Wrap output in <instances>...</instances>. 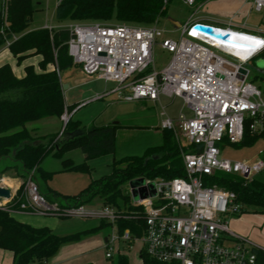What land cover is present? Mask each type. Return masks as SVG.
Segmentation results:
<instances>
[{"label": "built area", "instance_id": "2783aa9c", "mask_svg": "<svg viewBox=\"0 0 264 264\" xmlns=\"http://www.w3.org/2000/svg\"><path fill=\"white\" fill-rule=\"evenodd\" d=\"M184 2L193 6L195 0ZM251 2L254 11L264 10V0ZM2 4L0 14L5 17V0ZM197 24L227 32L232 42L195 30ZM180 27L178 40L161 39L160 46L170 53L167 64L160 70L153 68L144 73L153 64L155 41L163 35L157 24L73 21L67 26L68 54L86 76L117 83L111 92L121 94L128 90L123 97L126 101L156 102L161 95L179 97L191 112L188 117L181 112L177 117L166 116L160 122L162 130H179L190 151L182 156L184 176L144 178L146 184L153 183L155 193L132 201L143 213L141 234L136 236L129 230L119 233L115 229L119 214L114 206L101 204L92 208L49 202L30 178L24 186L23 200L15 201L16 194L10 189V197L0 200L1 210L10 214L105 220L115 229L106 238L107 248L113 250L116 242L129 244L139 239L143 246L139 256L142 264H255V249L259 247L229 228V217L240 213L243 206L236 201L234 192L206 185L205 178L222 172L249 181L264 171V148L258 150L253 160L221 156L223 144L241 142L246 123L250 132L264 137V101L258 87L247 81L249 71L245 67L264 50V45L255 46V41H264V29L247 32L192 17ZM10 42L7 40L6 44ZM229 46H238L246 53L245 57L224 48ZM240 69L246 70V74ZM70 117L64 109L59 117L62 128ZM4 180L0 178V183ZM106 257L112 255L107 252Z\"/></svg>", "mask_w": 264, "mask_h": 264}, {"label": "trees", "instance_id": "16d2710c", "mask_svg": "<svg viewBox=\"0 0 264 264\" xmlns=\"http://www.w3.org/2000/svg\"><path fill=\"white\" fill-rule=\"evenodd\" d=\"M169 1L59 0L55 7V17L60 21H106L113 18L127 23L150 25L165 15ZM7 4L5 22L0 16V46L11 40L9 50L18 62L29 55L41 56L38 62L40 70L26 66L25 75L21 78L14 75L9 64L0 65V163L4 161L0 165V177H7L6 172L11 170L22 179L17 194L29 178L36 183L39 178L45 184L52 178L55 172L41 167L44 158L50 154L61 159V171L89 174L92 169L87 161L114 153L115 133L119 125L92 127L60 144L56 141L58 133L38 135L37 126L28 127V124L46 117L59 118L64 109L68 112L73 110L75 105L66 106L64 103L58 72L75 64L67 50V28L26 31L34 11L32 0H8ZM13 36L15 39H12ZM48 65H52L53 69L49 70ZM80 125V121L70 117L63 131H74ZM161 131L160 144L149 146L138 155L114 158L108 174L90 180L77 194L65 196L46 187L47 193L43 195L49 202H53L54 198L60 200L61 205L65 200L68 205H85L99 198L102 204L117 209L119 217L114 226L119 233L129 230L133 235H140L144 227L141 207L131 203L130 195L124 193L122 186L139 177L153 180L184 176L180 148L174 141L170 145L166 138L165 132L171 130ZM261 136L250 132L246 123L241 142L234 145L237 148L249 147ZM73 149H79L84 155L82 163L75 164L71 159L63 157ZM32 170L34 172L31 173ZM5 182L11 186L6 179ZM205 184L234 192L236 201L242 206L258 207L264 215V182L255 178L245 181L232 174L215 172L205 178ZM99 222L95 227L58 235L47 226H31L0 209V249L12 252V264L47 262L62 245L94 233L103 225L112 226L105 220ZM255 253V264H264V250L258 248ZM116 264H126L125 257L118 255Z\"/></svg>", "mask_w": 264, "mask_h": 264}, {"label": "rangeland", "instance_id": "374dc122", "mask_svg": "<svg viewBox=\"0 0 264 264\" xmlns=\"http://www.w3.org/2000/svg\"><path fill=\"white\" fill-rule=\"evenodd\" d=\"M7 1L8 0H5L6 16L8 11ZM2 3L3 0H0L1 8L3 7ZM57 3L58 0H32L34 11L32 13V20L29 22L27 29L42 28L45 25L50 27L68 26L70 20L67 19L60 21L55 17V7ZM210 10L208 8L197 9L196 5L189 6L184 0H170L167 4L165 15L156 19L154 22L157 24V28L163 32V35L161 38L156 39L152 50L153 64L144 73L151 71L153 68L155 70H160L169 61L170 53L160 46V42L162 38L178 40L181 37V27L176 26L173 21L183 25L193 15H207L210 14ZM0 16L5 22L6 16L3 17L2 14H0ZM88 21L93 20L79 22ZM99 22L106 24L127 23L124 21H117L113 18ZM243 22H245L249 28L257 26L264 27V11L259 13L254 11L250 12L249 16L243 20L242 23ZM241 30L249 32L245 29ZM245 67L249 71L247 81H250L258 87L261 91V98L264 101V50L247 62ZM61 79L63 85H68V88H63V91H65V104H75V107L70 114L75 113L71 114L72 119L80 120L82 125L74 131H63L61 124L60 134L56 139L57 144L63 143L76 135L84 133L94 126L105 124L119 125L115 133L114 153L95 158L91 162L93 169L90 174L95 178L100 177L101 175H106L111 171V163L114 158L119 159L127 155H138L147 147L160 144L162 142V129L160 128V122L166 116L177 117L180 112L186 117L191 115L190 110L184 107L183 101L179 97L168 98L161 95L159 101L156 102L145 100L126 101L123 97L128 94V90L125 89L124 91H121V94L111 92V90L117 86V83L98 80L95 79L94 76H86L78 65H74L62 72ZM163 111L165 112V115H162ZM43 129H45L44 126L40 127V131H43ZM165 133L170 145H172L174 141L177 146H179L181 157L183 154L190 151V147L187 146L186 141L179 130ZM262 148H264V137L260 138L254 145L249 147L237 148L235 145L225 143L222 146L221 156L238 160H253L257 157L258 150ZM72 154H81V152L79 150H74ZM3 164L4 161L0 163V165ZM59 164L60 158L54 157L50 154L44 158L41 167L45 170H52L59 167ZM32 172H34V170H32L31 173ZM6 174L7 177L2 176L0 178H10L11 181H8L11 183V186L7 185L6 182L0 184L8 188L13 187L16 194L22 179L17 177L11 170H8ZM35 177H38V175L35 174ZM87 177V174L80 173H55L48 185L65 195L73 196L78 193L80 189L85 187ZM254 178L264 182V171L255 174ZM37 179L38 180L36 181L39 184L40 191L43 194L47 193L46 184L39 178ZM14 182L18 183V187L15 186ZM25 183L21 190L15 195V201L23 200ZM122 190L124 193L130 195L132 203L133 199L129 183L123 185ZM59 201L60 200L56 198L53 200V202L61 205ZM101 204V200L95 198L91 203L85 205L97 208ZM64 205H68L66 200L62 201L61 206ZM12 216L17 220L20 218L18 214H13ZM32 216L43 222L54 223L53 227H47H52V231L58 235L73 233L100 224L99 220L94 218L38 214H33ZM228 220L229 228L232 231L247 238L257 247L264 250V215L261 213L260 208L255 206H243L240 213L230 216ZM114 233L115 229L112 226L103 225L96 232L84 235L77 241L67 243H77L79 245L78 250L82 252L80 258L75 261L74 264H116L118 255L125 257L126 264H142L139 256L142 252L143 246L139 239H134L129 244L116 242L114 243L113 250L107 248L104 238L110 237ZM107 252L112 255L111 258L106 257ZM51 259L52 258L48 260L49 263Z\"/></svg>", "mask_w": 264, "mask_h": 264}, {"label": "crops", "instance_id": "0c3cea01", "mask_svg": "<svg viewBox=\"0 0 264 264\" xmlns=\"http://www.w3.org/2000/svg\"><path fill=\"white\" fill-rule=\"evenodd\" d=\"M193 5H196L197 9H201V8H208L209 10L211 9L210 14L193 15L192 19H194V20H202L203 22H207L209 24L221 25L223 27L224 26H233L236 28H243L245 30L252 31V32L256 31L257 29H264V27H261V26L249 28V27H247L245 22L242 23V21L245 20L249 16L250 12L254 11L252 8L251 0H195ZM254 12H256V11H254ZM257 13H259V12H257ZM70 23H71V21H70ZM42 28H47V29L51 30V29L67 28V26H63V27H52L51 26L50 27L48 25H45ZM37 29H39V28H37ZM31 30H34V29H31ZM26 31H29V29L26 28ZM40 60H41L40 55L33 54V55L26 56L25 58H23L21 61L18 62L16 57L14 55H12V53L10 52L9 46L6 43H4L2 46H0V65L9 64L14 75L18 78H21L25 75V67L26 66H32V67H34V69L36 71H39L40 69L38 68V62ZM47 68L50 70V69H53V66L48 65ZM64 71H62V72H64ZM62 72H58V75H59V78H60V81L62 84V90H63V88H68V85H63V81L61 79V73ZM95 79L102 80V79H99L96 77H95ZM63 98H64V103H65V91H63ZM66 106H69V105H66ZM71 114H75V113H71ZM71 119H72V116H71ZM78 121H80V120H78ZM81 125H80V127H81ZM105 125H108V124H105ZM105 125H98V126H105ZM34 126L38 127V130H37L38 135L54 134V133H58V135H59L60 130H61L60 129L61 128V121H60V118L51 116V117H46V118H43L41 120H38L34 123L28 124V127H34ZM42 126H44L45 129H43V131L42 130L40 131V127H42ZM98 126H94V127H98ZM74 150H79V149H73V150L67 151L63 155V157L71 159L75 164L82 163L84 161V155L82 153L81 154H72ZM92 160L87 161V164L91 169H93V167H92L93 165L91 163ZM61 170H62V165H61V159H60L59 167H57L56 169L49 170V171H54L55 173H58V174H62V173L87 174V173L76 172V171H61ZM90 173L87 174L88 177H87V183H86L85 187L88 185L90 180L95 178ZM6 180L11 181L10 178H8ZM51 180H52V178L49 181H47L46 186L48 188L54 190L55 192L61 194V195H65V194L59 192L58 190H56L55 188L48 185V183L51 182ZM4 182H5V180H4ZM14 184H15V186L18 187V183L14 182ZM85 187H83V188H85ZM9 189H11L12 193H14L15 190L13 189V187H10ZM82 189H80V190H82ZM65 196H70V195H65ZM14 214H18L20 216L18 221H21L23 223L29 224V225L34 226V227H42V226H52L53 227V225H54V223L51 224V223L43 222V221L36 219L35 217L32 216L33 214H31V213L17 212ZM104 240L106 242V237L104 238ZM77 245H78L77 243L62 245L58 249L56 254L52 257L50 263H49V261H47V264H74L75 261H77L82 254V252H80L78 250L79 245L78 246ZM12 262H13L12 252L8 251V250L0 249V264H12Z\"/></svg>", "mask_w": 264, "mask_h": 264}, {"label": "water", "instance_id": "95a60500", "mask_svg": "<svg viewBox=\"0 0 264 264\" xmlns=\"http://www.w3.org/2000/svg\"><path fill=\"white\" fill-rule=\"evenodd\" d=\"M173 23L176 26H180V24L176 21H173ZM194 29L204 32L220 41L223 42H232L230 38H228V33H222L220 31H216L214 28L197 24L194 25ZM240 72L243 74H246V70L240 69ZM131 196L134 201H137L138 199H144L148 196L154 195V185L153 183H145V179L143 177L135 178L129 182ZM10 197V189L4 186H0V200L8 199Z\"/></svg>", "mask_w": 264, "mask_h": 264}, {"label": "bare ground", "instance_id": "6f19581e", "mask_svg": "<svg viewBox=\"0 0 264 264\" xmlns=\"http://www.w3.org/2000/svg\"><path fill=\"white\" fill-rule=\"evenodd\" d=\"M235 36V35H233ZM227 50L231 51L232 53H234L235 55L239 56L240 58H244L246 53L243 52L242 50L238 49V46H229V47H224Z\"/></svg>", "mask_w": 264, "mask_h": 264}, {"label": "snow or ice", "instance_id": "6c2138e0", "mask_svg": "<svg viewBox=\"0 0 264 264\" xmlns=\"http://www.w3.org/2000/svg\"><path fill=\"white\" fill-rule=\"evenodd\" d=\"M244 39H250V38H244ZM264 45V41H255V46H262Z\"/></svg>", "mask_w": 264, "mask_h": 264}]
</instances>
